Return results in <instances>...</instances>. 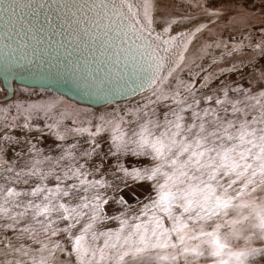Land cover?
I'll return each instance as SVG.
<instances>
[{
	"label": "snow or ice",
	"instance_id": "1",
	"mask_svg": "<svg viewBox=\"0 0 264 264\" xmlns=\"http://www.w3.org/2000/svg\"><path fill=\"white\" fill-rule=\"evenodd\" d=\"M46 2L41 0L39 8H44ZM51 3L61 5L57 9V13L63 16L60 27L69 29L68 34L77 41H83L85 48H90L91 42V46H96L102 55L113 51L116 63L120 62L123 54L125 67L130 63L136 76V81L132 82L135 84L133 92L150 90L143 104L125 113L136 119L126 120L125 115L119 114L112 120L100 117L101 122L94 126L66 128L65 133L87 134V143L92 147L83 153L85 157L96 152L100 145L95 138L109 129L113 133L109 148L110 152L115 149L113 155L129 151L133 155L151 154L158 161L155 167L143 170L134 168L131 172L121 170L135 180H152L157 176L164 179L162 184L157 182L158 199L153 201V206L163 215L154 213L147 223L130 225L127 233L124 229L127 221H122L121 229L115 235L111 232L97 234L92 231L91 222L82 226L79 234H75L72 229L86 215L82 210L88 208L89 204L83 202L70 207L66 203H53L50 197L54 194L69 197L79 190V185L75 183L62 188L60 183L63 181L56 176L60 183L54 191L39 186L30 193L7 190L9 196L36 197L40 193H48L44 196L46 203L33 204L29 201L17 216H24L29 209H33V219L45 217V220H36L44 232H50L52 236L67 233L71 244L67 254L69 257L74 254L75 264H152L146 254L150 257L153 251L159 249L170 250L167 256L157 253L159 260L180 264L183 258V264H194L200 257L221 255L222 250L228 247V234L223 238L219 234L227 222L221 221L234 212L252 207L253 204L248 201L255 197L260 201V211L255 213L258 223L248 231L264 243V200H261V196H264V92L260 97L246 96L245 100L232 101L225 90V99H214L212 95H207L203 99L209 106L201 107L195 78L191 82L177 78L179 72L187 67V44L206 26L201 25L194 32L171 35L172 26L177 24L172 19L166 27L160 25L162 30L157 31L154 26L155 0H51ZM19 4L20 0H0V22L6 19L7 24H11ZM45 21L49 24L52 22L47 15ZM76 46L79 48L80 44ZM261 77L264 78V72ZM170 78L182 85V89L173 88ZM209 82V76H205L200 87H208ZM213 100L219 108L211 106ZM249 100H255V103L250 104ZM156 105L166 109L163 122L154 119L158 116ZM87 123L91 125V121ZM124 124H134L135 127L125 131L122 127ZM56 138L63 140L65 137L56 133ZM82 167L68 168L64 171L63 179H77L83 185ZM165 167L167 171H163ZM35 174V171L29 173ZM41 179H47V176L42 175ZM80 199L87 200L86 197ZM13 207L20 208L21 204H13ZM95 207L99 208V204ZM0 213L9 214V209L0 207ZM53 213L59 214L58 220L68 221L64 228L53 227L57 223L50 219ZM9 219L16 222L14 216L9 215ZM89 219L95 221L97 217L93 215ZM165 219L171 221L170 228L165 227ZM206 228L212 230L206 231ZM257 228L258 232L255 231ZM100 237L104 239L102 243H97ZM247 239L250 244L252 237ZM45 249L47 245L41 251ZM54 249H60V245L54 244L52 249H48L49 253ZM14 251L28 255L23 248ZM229 254L235 257L236 264H249L256 257L264 261V247L249 246L245 251ZM16 264H21V261H16ZM40 264H45V261L42 260ZM214 264L229 262L219 260Z\"/></svg>",
	"mask_w": 264,
	"mask_h": 264
},
{
	"label": "rangeland",
	"instance_id": "2",
	"mask_svg": "<svg viewBox=\"0 0 264 264\" xmlns=\"http://www.w3.org/2000/svg\"><path fill=\"white\" fill-rule=\"evenodd\" d=\"M154 19V26L165 27L172 19L177 21L172 27L200 19L191 32L201 25L206 26L187 44V67L179 72L177 77L186 82L195 78V89L198 90L201 107L209 106L203 99L207 95H212L214 99H225V90L228 91V99L232 101L245 100L246 96L260 97L261 92H264V78L261 77L264 72L262 0H155ZM205 76H209L210 82L208 87L201 88ZM170 83L173 88L183 87L171 81V78ZM3 94L0 86V97ZM148 95L150 90L125 101L92 108L69 101L50 90L16 86L12 98L0 102V207L9 209V214L0 213V264H16V261H21V264H33V261L40 264L42 260L45 264H75L74 254L71 257L67 254L71 248L67 233L52 236L50 232H44L36 220H45V217L38 216L33 219V209H29L24 216H17V213L24 211L29 201L33 204L46 203L44 196L48 193H40L36 197L9 196L8 189L30 193L39 186L54 191L60 183L56 176L61 177L62 188L73 183L79 185V190L72 196L59 197L54 194L50 197L53 203H66L70 207L83 202L89 204L88 208L82 210L86 215L82 216L80 223L72 229L75 234H79L82 226L91 222L92 231L97 234L111 232L115 235L121 229L122 221H127L124 225L127 233L130 225L147 223L154 213L163 215L153 206V201L158 199L156 184L164 183V179L157 176L152 180H135L121 170L123 168L131 172L134 168L143 170L155 167L158 161L154 160L151 154L133 155L129 151L113 155L115 149L109 151L113 134L109 129L102 131L95 138L100 145L96 152L90 157H85L83 153L90 151L92 147L87 143V134L65 133L66 128L94 126L101 122L100 117L112 120L117 114L125 115L138 104H143ZM248 102L254 104L255 100ZM211 106L220 107L215 105L214 100ZM155 107L158 116L154 119L158 118L163 122V112L166 109L160 105ZM125 119L134 120L136 117L125 115ZM88 121H91V125ZM26 124L28 127H25ZM49 125L55 127L50 128ZM105 127L109 128L108 125ZM122 127L127 131L135 125L124 124ZM56 133L64 135L65 138L57 139ZM81 165L83 167L80 170L84 173L81 179L85 181L83 185H80V180L77 179H63L64 171L70 167L79 168ZM167 170V167L163 169ZM33 171L36 174L29 175ZM17 173L20 175L17 176ZM42 175L47 176V179H41ZM96 181L100 183L97 184ZM80 197H86L87 200L82 201ZM261 200H264V196H261ZM248 202L253 206L234 212L221 221L227 222L219 234L221 238L228 234V247L222 250L219 257H200L194 264H214L219 260L236 264L235 257L229 253L245 251L249 246L264 247V243L248 231L253 224L258 223L255 213L260 211V201L253 197ZM16 203L21 204V207L14 208L13 204ZM97 204L99 208L95 207ZM9 215L16 217V222L9 219ZM58 215L53 213L50 217L57 221L53 227L64 228L68 221L58 220ZM93 215L97 217L95 221L89 219ZM137 217L139 219H136ZM244 217L249 219L245 220ZM164 224L165 227H171V221L167 219ZM25 228L29 231H22ZM255 231L258 232L259 229ZM248 237H252L250 244ZM103 239L104 237H100L97 243H102ZM203 239L207 240L208 237ZM56 243L60 245V249H54L50 254L48 249H52ZM44 245H47V249L41 251ZM19 248H23L28 255L14 251ZM169 251L155 250L150 257L146 254V258L150 259L152 264H171L169 260L157 259V253L167 256ZM180 264H183V258L180 259ZM249 264H264V261L256 257L254 261L250 260Z\"/></svg>",
	"mask_w": 264,
	"mask_h": 264
},
{
	"label": "water",
	"instance_id": "3",
	"mask_svg": "<svg viewBox=\"0 0 264 264\" xmlns=\"http://www.w3.org/2000/svg\"><path fill=\"white\" fill-rule=\"evenodd\" d=\"M40 2L20 0L12 23L7 24L6 19L0 22V86L4 92L0 102L11 99L16 86L50 90L92 108L145 92L132 91L136 76L130 63L125 67L123 54L116 63L113 51L102 55L91 42L90 48H85L83 41L68 34L69 29L60 27L63 16L57 9L61 5L47 0L41 9ZM46 15L51 24L45 21ZM200 21L174 26L170 34L191 32ZM159 26L157 31L162 30Z\"/></svg>",
	"mask_w": 264,
	"mask_h": 264
}]
</instances>
